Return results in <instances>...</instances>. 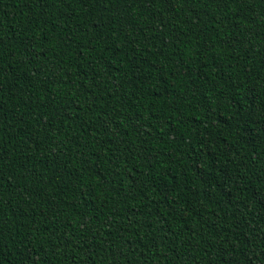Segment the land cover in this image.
<instances>
[{"label":"trees","instance_id":"obj_1","mask_svg":"<svg viewBox=\"0 0 264 264\" xmlns=\"http://www.w3.org/2000/svg\"><path fill=\"white\" fill-rule=\"evenodd\" d=\"M0 264H264V0H0Z\"/></svg>","mask_w":264,"mask_h":264}]
</instances>
